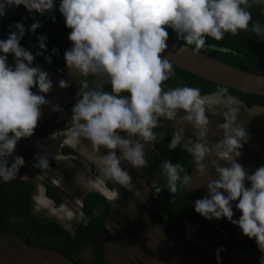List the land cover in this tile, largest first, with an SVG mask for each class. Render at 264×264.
Here are the masks:
<instances>
[{"label":"clouds","instance_id":"1","mask_svg":"<svg viewBox=\"0 0 264 264\" xmlns=\"http://www.w3.org/2000/svg\"><path fill=\"white\" fill-rule=\"evenodd\" d=\"M20 5L25 6L30 13H40L31 18L32 32L42 26L40 21L43 16L52 14L55 7L59 8L66 27L71 29L68 39L72 47L64 53L65 64L84 76L71 87H78V90L71 94L70 88L67 93L71 97L81 88L83 90L81 96L67 104L78 99L72 110L73 116L69 115L72 121L63 118L55 131L33 137L42 115L41 106L48 101L44 95H38L32 89L38 85L40 92L48 93L53 84L46 71L31 66L35 57L21 46L20 41L26 34L24 24L18 22L10 26L14 30L10 31L8 38L0 39V52L3 53L0 55V179L9 181L20 168L22 170L25 164L22 156H15L14 162L8 166L9 157H13L16 150L56 131L71 128L70 138L73 141L84 138L97 151L101 147L108 150L101 157L104 174L106 178L118 182L121 189H117L116 185L109 187L106 182L107 187L118 193L124 192L123 187L133 190L132 176L121 167V160H127L136 169L147 167L145 144L157 140L158 133L155 130L161 118L174 121L180 110L185 113L180 119L197 129L194 133L196 140L181 144V130H177L172 133L167 147L169 150L181 147L191 154L197 171L203 175L208 167L204 160L213 151L204 142L210 123L206 109L226 110L224 122L219 125L223 130V138L215 145V151L220 158H227L228 163L227 166H220L216 161L212 162L217 178L207 183L208 194L197 199L194 208L206 219L226 218L237 225L245 236L255 239L259 250L264 253V145L258 156L260 167L249 175L247 169L236 162V157L241 156L243 143L249 137L245 127L237 124L239 110L234 107L237 101L230 96L235 94L229 95L226 86L216 89L217 102H223L225 108L209 105L208 98L201 95L199 88L178 86L165 91L163 85L175 76V70L173 62L161 56L168 47L167 28L173 29L186 45L194 46L192 50L195 54L205 48L206 37L221 41L225 33L236 36L241 31L264 37V25L253 22L249 11L253 6L264 5V0H0V17L6 15L7 9ZM52 18L55 19L54 16ZM38 40L39 48L46 50L47 37L39 36ZM208 47L211 49L215 46ZM185 51V46L179 48L180 53ZM53 52L57 53L58 50L54 48ZM8 54H14V66L8 64ZM46 59L51 63L50 57ZM89 75L107 77L111 91H104L102 84L89 90L87 83L90 81L83 84ZM59 83L61 88L68 86L64 80ZM65 102L63 99L61 105ZM59 108L54 106L53 110ZM31 136L34 138L32 142L16 149L19 140ZM65 148L68 153H65ZM61 152L63 156L73 155L76 154V148L66 142ZM28 157L38 162L35 167H50L44 156L35 159L31 154ZM54 162L50 161L51 165ZM160 168L166 178L165 187L174 196L191 183L193 174L189 176L183 164L166 160ZM50 179L52 181V177ZM246 181H250V187H246ZM54 185L58 188V185ZM154 188L157 194L161 193V187ZM101 194L110 201L104 193ZM233 202H237L235 207L242 213L238 220L233 219ZM94 214L99 215L98 212ZM77 218L73 219L74 223L79 219L85 226L89 223V218L83 212ZM187 234L186 239L189 240ZM260 264H264V256Z\"/></svg>","mask_w":264,"mask_h":264},{"label":"trees","instance_id":"2","mask_svg":"<svg viewBox=\"0 0 264 264\" xmlns=\"http://www.w3.org/2000/svg\"><path fill=\"white\" fill-rule=\"evenodd\" d=\"M249 11L252 14L253 22L258 21L264 25V5L253 6ZM38 14L40 13L35 11L30 13L23 5L7 9L6 15L0 17V39L6 40L10 31L14 30L10 26L22 22L26 34L20 43L35 57L31 66L41 67L51 79L66 63L64 53L72 47V42L68 39L71 29L66 27L64 16L59 8L55 7L52 14L47 13L43 16L40 21L42 26L32 32L31 18ZM53 16L55 17L54 20ZM166 30L169 32L168 41L194 47L186 45V42L179 39L178 34L173 29L167 28ZM39 36L47 37L46 50L39 48ZM208 45L215 47L210 49ZM54 48L58 50L57 53L53 52ZM201 51L245 71L264 75V37L255 33L241 31L236 36L225 33L224 39L221 41L206 37V46ZM38 52L42 54L37 55ZM0 55L3 53L0 52ZM47 57L51 58V63H48ZM8 64L10 66L15 65L14 54H8ZM173 68L175 76L164 83V90L188 86L199 88L201 95H204L213 93L217 88L224 86L199 77L174 64ZM95 78V76L89 75L84 79L83 84ZM77 90L78 87H73L70 89V93L73 94ZM103 90L110 92V83L103 84ZM32 91L39 94L38 85ZM228 92L229 95L239 96L241 100L246 102L247 106H264V96L246 93L230 87H228ZM122 95L128 94L122 93ZM77 101L78 99L65 107H60L49 121L36 130L32 136L39 137L44 132L49 134L55 131L63 122L60 121L61 118L71 112ZM172 133L167 127H163L160 131V138L156 141L155 148L148 157V166L146 167L149 178L155 181L152 186V199L148 203L139 202V204L149 207L152 220L157 221L166 232L183 239L191 252L202 256L210 264H260L264 253L259 250L255 239L245 236L237 225L232 224L226 218L209 220L197 213L194 202L203 197L188 187L175 196L165 187L166 178L160 168L164 161L170 160L173 164H183L189 176L193 174L196 168L192 155L181 147L174 150L168 149L167 145L171 142ZM183 143L187 142L181 141V144ZM64 151L65 153L69 152L66 148ZM24 160L22 175L25 177L15 176L9 181L0 183V234L9 235L29 245L56 252L72 264H116L107 259L104 244L108 233V222L111 218L118 216L116 206L99 192L87 193L83 199L82 212L89 218V223L85 226L81 219L77 220L74 223V231L55 218L42 216L35 210L34 201L37 183L41 181L40 175L45 178L42 182L46 188V195L55 202L56 206H61L65 202V198L50 179L53 175L51 166L47 169L35 167L34 165L38 162L28 155L25 156ZM52 165H56V162ZM106 182L109 187L115 186L114 181L110 178H107ZM154 187H161V193L157 194ZM122 194L132 198V194L126 192H122ZM154 205H158L164 213L155 211ZM97 212L99 213L98 216L94 214ZM125 228L131 236L136 235L137 232L131 225H126ZM190 229H195L202 238L211 242L213 254L186 239V234ZM87 250L91 252V258L83 257V252ZM221 254H227L233 260L220 261L216 257ZM133 264L147 263L137 261Z\"/></svg>","mask_w":264,"mask_h":264},{"label":"rangeland","instance_id":"3","mask_svg":"<svg viewBox=\"0 0 264 264\" xmlns=\"http://www.w3.org/2000/svg\"><path fill=\"white\" fill-rule=\"evenodd\" d=\"M225 111L212 107L206 109L210 123L204 142L213 151L204 160V163L208 166L204 174L201 175L195 168L191 176V183L187 186L202 197L208 194L207 183L217 178L215 165L212 162L216 161V164L220 166H227L228 163L227 158H220L215 151V145L223 138V130L219 128V125L224 122ZM184 115L183 110H180L177 119L174 121L161 118L159 127H167L172 132L181 130L182 141L195 142L194 133L197 129L191 123L180 119ZM256 119L259 121L254 119L252 121L251 117H245L241 114H238L237 119V124L245 127L249 139L243 143V147L240 149L241 156L236 157V162L243 165L249 175L260 167L258 156L261 155L264 145L263 134L260 129L264 117ZM70 131L71 128L56 131L24 146L22 149L16 150L13 157H9V167L14 162L15 156L25 158V156L32 154L35 159L38 156H44L48 159L53 173L52 182L58 185L59 191L64 195L65 202L61 206H56L55 202L46 196L41 181L37 183L35 193L37 212L44 217L57 219L74 231L73 219L80 218L84 197L91 191H98L104 193L116 206L118 215L108 222L107 238L104 241L106 257L110 262L116 264H133L137 261H143L147 264H210L202 256L191 252L183 239L166 232L157 221L152 220L149 207L139 204L143 201L148 203L152 199V186L155 184L154 180H147L143 177L142 168H133L127 160H121V167L129 172L133 183V190L124 187L122 190L132 194V198L109 189L105 181L107 178L104 174V165L101 162V157L106 155L108 150L101 147L97 151L91 142L84 138L73 141L70 138ZM121 135L126 134L121 133ZM66 142L71 143L76 148V154L69 156L61 154L62 146ZM148 154L147 148L145 149V158ZM52 160L56 162V165H51L50 161ZM16 176H22L21 168ZM41 179L45 178L42 176ZM2 181L4 180L0 179V183ZM113 181L116 188L121 189L120 184L115 180ZM245 183L246 187L251 186L250 181ZM236 203L233 202V219L238 220L242 213L235 207ZM153 208L161 214L164 213L157 205H154ZM127 224L136 229L135 236H131L126 232L125 227ZM187 237L190 241L213 254L211 242L202 238L196 231L190 230ZM84 256L91 258L92 254L87 250L83 252ZM219 259L233 260L227 254L219 256ZM0 264L72 263L56 252L29 245L9 235L0 234Z\"/></svg>","mask_w":264,"mask_h":264},{"label":"water","instance_id":"4","mask_svg":"<svg viewBox=\"0 0 264 264\" xmlns=\"http://www.w3.org/2000/svg\"><path fill=\"white\" fill-rule=\"evenodd\" d=\"M167 44L168 47L165 52L161 54V56L162 58L169 59L174 65L218 84L246 93L264 96V75L245 71L203 51H200L199 54H195L192 50V47L189 46H185L187 51L180 53L179 48L184 45H180L172 41H167ZM83 78L84 76L82 74L69 69L67 64L60 68V70L51 78L53 84L52 89L48 93L40 92L38 94L44 95L48 103L41 106L42 115L38 121V126L35 131L45 124L57 111L53 110L54 106H58V108L64 107L73 99L81 96L83 88H81L79 92H77L75 95H72L71 97H69V93L67 92L76 82ZM61 80L66 81L68 86L61 88L59 83ZM108 82L110 81L107 77H96L94 80L87 83L88 89L92 90L97 88L98 85H103ZM202 96L208 98L209 105L225 107L223 102H217L218 98L215 97V92L207 93ZM230 96H232L237 101L234 107L238 108L239 112L248 115H264V106L257 105L248 107L238 96ZM63 99H65L66 102L64 105H61V101ZM220 99L223 100V98ZM65 119L68 122L72 121L70 116L65 117ZM9 135L11 136L12 134L10 133ZM33 140L34 138L32 136L29 138H22L18 141L16 149L21 145H26L32 142Z\"/></svg>","mask_w":264,"mask_h":264},{"label":"flooded vegetation","instance_id":"5","mask_svg":"<svg viewBox=\"0 0 264 264\" xmlns=\"http://www.w3.org/2000/svg\"><path fill=\"white\" fill-rule=\"evenodd\" d=\"M109 83H110V82H109ZM106 91H108V90H106ZM72 110H73V108L71 109V112H69L68 115L63 116V117L61 118V120H62L63 118H65L66 116H69V115H72V116H73V111H72ZM239 114H241V115H243V116H245V117H251L252 121H253V119L259 121V120L256 119V118H263V117H264V116H251V115H247V114H245V113H240V112H239ZM61 120H60V121H61ZM61 124H62V123H61ZM61 124H60V125H61ZM162 128H163V127H158V128L156 129V132L158 133V135H157V140L160 138L159 135H160V131L162 130ZM260 129H261V133L264 135V122L261 123V127H260ZM157 140H156V141H157ZM156 141L153 142V143H147V144H145V149L148 148V152H149V154H148L147 157H146L147 162H148V157L150 156V153H151L152 150H154V148H155V143H156ZM145 149H144V151H145ZM142 170H143V173H144L143 177H144L145 179H147V180L150 179L149 176H148V172H147L146 167L142 168ZM151 196H152V194H151Z\"/></svg>","mask_w":264,"mask_h":264}]
</instances>
